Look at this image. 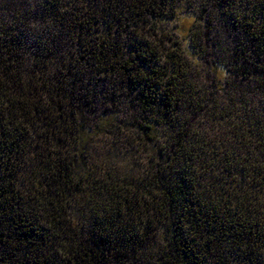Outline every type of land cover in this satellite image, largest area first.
<instances>
[{"label": "trees", "instance_id": "trees-1", "mask_svg": "<svg viewBox=\"0 0 264 264\" xmlns=\"http://www.w3.org/2000/svg\"><path fill=\"white\" fill-rule=\"evenodd\" d=\"M77 1L0 6V264H206L225 239L249 251L259 240L254 208L264 198V0H227L224 22L234 32L225 40L211 37L210 12L201 25L205 48L195 32L196 60L205 52L234 65L232 73L210 64L215 80L204 97L188 84L180 57L169 76L166 66L161 74L148 65L160 58L138 30L164 17L157 9L166 0ZM99 27L106 33L94 34ZM128 30L139 65L124 50ZM59 36L86 48L84 74L122 76L136 92L135 127L157 149L139 179L93 170L88 146L116 117L94 113L76 86L90 79L74 74L75 61L68 75L45 69V59L63 57ZM231 73L245 84L227 91ZM251 92L263 95L262 105L249 102ZM188 112L204 114L207 126H194ZM68 135L75 150H63Z\"/></svg>", "mask_w": 264, "mask_h": 264}, {"label": "rangeland", "instance_id": "rangeland-1", "mask_svg": "<svg viewBox=\"0 0 264 264\" xmlns=\"http://www.w3.org/2000/svg\"><path fill=\"white\" fill-rule=\"evenodd\" d=\"M147 1L150 3L153 2V0ZM249 1L253 3L255 0H235L231 2V4L242 5ZM12 2H14V0H0V6L8 7L11 10ZM76 2L79 3L77 0ZM227 5V0H166L162 2V5L160 7L158 6L157 10L163 13L164 17L160 18L156 23L153 22L155 23L154 27L148 26L149 23L147 27L143 26L145 28L141 27L138 30V34L145 36L150 44L148 48L158 51L157 55L160 60L157 59V61H153V59H150L151 62L148 65L154 69L157 67L156 72L161 74L163 71L162 67L166 66V76H169L172 72L171 63L173 59L175 57H180V60L184 61L185 65L188 66V74H186L188 75V84L199 90L202 96L204 92H211L210 89L214 84L215 77L210 64L217 60V62L227 65L228 69L233 73L234 69L231 68L234 66L233 62L222 55L212 57L210 54L205 55V52L201 59L196 60L193 57L194 53L191 41L195 36V32H199L202 37L198 39L202 41L199 42L198 45H201V48H205L203 40L205 39L206 33L201 25H204V22L208 20L209 12L213 14L211 23L214 26L212 28L214 31L211 32V35L213 34L211 37L214 38L216 35L220 34L222 39L225 40L227 33L233 34L234 31H232L230 26H226L225 24L227 23L224 22L226 20L224 14L226 13H224L223 8ZM31 7L34 8L33 5H31ZM205 12L207 13L205 14ZM198 17L202 18V20L197 21L196 18ZM34 21L39 22L40 19ZM40 24L44 25V22L40 21ZM36 31H39V29L36 28ZM102 32L106 33V29L99 27L98 31L94 32V34ZM124 33L126 34V36L123 35L124 50L126 53L131 54L133 50L130 49L131 47L128 45H130L131 40L134 41V33L130 34L129 30L124 31ZM57 39L60 41L59 47H61L62 51L60 56L63 57H50L45 59V62H42L43 65H45V69L48 70L51 67L53 70L54 68L60 69L62 67V70L65 72L63 73L68 75L67 65L71 60L72 62L75 61V63L73 62L74 74L81 78L84 74V69L80 66L84 56L87 55V52L84 51L86 48H81L82 50H80L77 48L76 44H74V47L68 45L69 43H67L64 38H60V36ZM138 42L140 41H137V43ZM131 55L133 56V62L139 65V60L134 57V53ZM170 56H173V58H170ZM141 68L144 69V66H141ZM232 73L231 75L225 76L227 82L223 83L227 91L229 88L231 89L233 84H236L237 87L239 83L245 84L243 83L244 79L237 80ZM108 76V73L94 76L85 73L83 77H85V80L86 78L90 79L88 82L76 80V86L82 84V91H85L87 94L86 96H89L88 98L93 100L92 105L95 111L94 113L98 115L106 113L107 116L115 115L116 117L114 129L107 132L99 130L98 136H96L88 146L87 157L93 170L96 172L119 173L122 176L130 175L139 179L145 167L151 163L153 158L149 150L157 149L149 147L143 137L138 134L137 128L135 127V120L139 115L136 92L127 89L122 80V76ZM72 78H70V80H72ZM253 86L254 85H248V91L249 89L252 91L251 89ZM79 95L78 93V97ZM215 95L218 97V94ZM249 96L251 98L253 96L249 102L253 104L260 102L262 105L263 99L259 101V96L263 95H259L258 93L255 95V92H251ZM222 97L224 98L225 96ZM214 98H216V96ZM221 104L228 106V101L222 100ZM191 113L188 112L186 116L191 120L194 126H197V128H205L207 126V124H205L204 114L200 113L194 115ZM91 117L93 119V117L96 118V116L90 114L89 125L93 126L94 123ZM262 121H264V119ZM225 127H227V125L224 124V128ZM212 136L213 135H211V137ZM162 142L163 143H160L161 150H165L164 148L167 143L164 141ZM63 144L67 146V148L63 150H75V145L74 149L71 148L73 147V142H71L69 135L63 139ZM259 199V204L254 208V216L252 219L253 224L256 225L253 237L259 236V240L252 243L249 251L244 252L239 248L240 242L237 243L232 242L230 239H225L221 245H218L219 253L216 254L215 257L208 259L206 264H264V198Z\"/></svg>", "mask_w": 264, "mask_h": 264}]
</instances>
